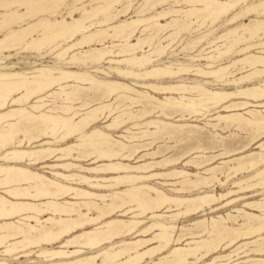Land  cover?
I'll use <instances>...</instances> for the list:
<instances>
[{"label": "bare ground", "instance_id": "obj_1", "mask_svg": "<svg viewBox=\"0 0 264 264\" xmlns=\"http://www.w3.org/2000/svg\"><path fill=\"white\" fill-rule=\"evenodd\" d=\"M45 1L47 0H0V33L15 23H21L35 16L40 10L44 11L42 4ZM117 1L99 0L102 5L91 10H87L83 5H76L71 10V14L81 12V16L73 17L71 21L51 20L43 17L21 28L9 29L0 36V51L19 48L25 51H39L49 43L69 38L73 42L56 54V57L64 60L65 63H76V59L80 58L77 54H80L82 64L87 61L97 64V66L94 65L92 72L107 77L110 75L109 72H115L122 78L136 76V79H146L148 75H155L153 71H158V68L142 69L143 71L138 73L122 67L105 69L100 66V63L106 59L116 65L124 64L127 67L131 65L129 66L131 68L132 64L140 67L149 64L152 60L149 57L135 55L136 48L145 41L146 37H139L134 43L129 41L133 34L132 29L136 25L155 21L158 22L159 27H168L170 22L163 24L159 20L165 19L167 15L180 13V11L183 13L184 20L190 19L193 15L201 18L200 14H204L211 17V23L226 16L228 17L227 24H234L243 17H249L252 13L261 19L244 22L237 28L230 29L226 34H220L216 40L228 35L229 46L222 52L217 51L216 55L204 57L207 60L206 67L179 66L176 67L177 70H173L171 66H165V71L163 70L168 78H173L180 71L191 70L194 71V75L201 78H213V81L231 89L225 87L211 90L212 88L209 89L197 79V82L190 85L180 81L167 85H158L150 81L129 84L119 80L98 78L88 72L43 66L34 71H17L13 65H4L5 59L0 57V255L7 254L13 256L15 260L19 257L27 258L34 252L37 258L46 262L40 264H190L191 256H195V260H200L203 256L212 255L218 246H221L219 243L216 244L217 240L220 242L227 238L223 248H228L238 244L240 236L258 235L260 231H264L263 217L238 208L233 210L242 212L243 222L238 227L228 225L229 220L234 221V215L230 212L226 213V217L218 215V217L202 218L188 227L180 225L178 220L181 216H196L200 212L205 215L207 209L209 213H214L236 201L245 199L246 195H238L240 191H247L255 185H260L261 189L264 188L263 167L258 170L255 168L257 171L246 179L247 184H244L243 180H238L233 183L234 189L231 187L232 189L226 192L217 193L213 189L214 181H219L223 186L222 183L225 180L220 181L218 173L221 174L230 161H236L237 166H228L227 178L231 170L236 172L238 168L245 165L244 157H250L251 160L247 163L251 169L260 164L264 166V142L258 144L261 151L229 159L220 162L223 165L208 168L204 167L229 156L231 150L227 148L231 146L230 142L226 141L221 144L224 146L223 151L211 156L190 157V154L203 151L200 146H194L186 147V149L180 148V151L175 154L177 156H163L157 159L156 155L162 154L164 150L148 151L147 148L153 142L147 140L154 134L162 132L169 136L177 132L183 134L188 127V124L186 127L183 124L173 125L161 119H148L152 113L159 111L160 114L157 116L163 114L168 119L178 116L176 121H182L187 119L186 115L191 116L193 113L202 115L206 111L218 108L220 110L216 112L264 107V80L253 82L251 85H243L245 81L253 79L252 76L255 79L264 77V55H248L252 48H259L264 54V0H181L191 7L184 11L180 9L161 10L150 16L132 18L112 26L113 33L109 35L124 38L121 44L118 42L112 45L102 43L98 47L79 50L71 54L69 58L65 57V52H72L78 45L83 47L84 44L93 41V38L96 39V36L107 32V28L97 30L76 39L77 35L86 29L87 19L109 9ZM162 1L164 0H157L155 3ZM58 3L54 7L57 8ZM238 6H240L239 10L236 9ZM19 7H22L21 11L18 10ZM141 11L144 10L141 9ZM177 20V18L172 19L173 22ZM188 26L189 24L185 23L182 28L186 29ZM38 32L39 34L35 36ZM239 43L244 46L239 48L238 53L244 56L234 61L232 66L236 67V64H240L239 70L246 66L255 67V70L236 78L233 74L234 70H230L231 64L216 67L215 63L220 60L221 56L229 53L231 47ZM116 46H120L121 49L114 54L111 47ZM258 65L262 67L256 68ZM71 81L84 82L89 86H79ZM137 87L149 88L158 94L159 92L167 94L176 91L179 92L180 97L165 96L161 99ZM72 88L93 90L98 97L85 98L77 108L74 104L80 96L79 93L69 90ZM186 91L197 92L198 98L185 95ZM112 96L115 97L113 101H110L109 98ZM49 97L50 100H48ZM103 98L108 102H105ZM237 98L245 100L228 103ZM126 101L129 104H125ZM92 102L95 103L92 104ZM115 102H117L116 105H114ZM135 102L141 105L132 110L131 107ZM50 105L52 107L47 108ZM106 112L107 114L104 115ZM256 112L260 114L261 111L247 110L250 115H255ZM102 115L113 116L106 123L105 127L108 130H117L127 123L131 125L123 129L124 133L113 136L96 128V123ZM228 118H232L233 121L237 120L239 125L242 122H251L250 118L243 116L242 113L227 115L219 113L215 119L226 120ZM210 125L213 128L216 127L214 123ZM255 125L264 129V126L262 127L264 120L258 121ZM167 128L170 129L167 130ZM189 131L185 133L191 134ZM18 133H21L22 137L15 140ZM69 138H76V140L71 145L51 147L55 143H68ZM204 139L203 141L206 142ZM216 144H211V148L219 146ZM72 153H76L77 156L73 157ZM88 156L93 166L82 167L66 161L67 157L79 159V157ZM202 157L204 159L200 160ZM50 158H55L54 161L59 162L49 165L46 161ZM131 160H135L134 164L128 163ZM140 161L143 163H139ZM180 162L184 166H192L196 169H203V171L200 174L197 171L193 173L178 169L176 165ZM36 164H39L41 168L62 169L63 172H52L54 178H51L32 171L30 165L35 166ZM75 167H79L85 173L102 174V176L77 174L72 172ZM64 171L68 172L64 173ZM162 178L165 179L160 182L159 179ZM257 178L259 180L254 182ZM151 180L171 186L168 189L174 193L167 194L157 186L150 184ZM199 183L211 189L203 191L202 195L187 194L192 186H197ZM73 184H84L89 189L73 186ZM122 187L124 188L121 190L107 193V190ZM263 202L262 200H249L245 201L244 206L261 207L263 210ZM16 217H18L16 220H12ZM257 240L263 241L258 244L259 248L249 249L248 252H264V238H257L252 242ZM183 242L185 245H182ZM55 244L58 245L55 246ZM31 246L38 247V249L34 251L29 248ZM239 247L240 244L231 251L236 256L240 254ZM231 252L222 257L231 256ZM247 256H250V253L242 255L241 258ZM248 258L250 257L234 264H264V260ZM216 259L218 257L213 258L212 262L217 263ZM238 259L240 256L232 262ZM0 264L8 263L0 261ZM9 264L28 263L18 261ZM218 264H226V262Z\"/></svg>", "mask_w": 264, "mask_h": 264}, {"label": "rangeland", "instance_id": "obj_2", "mask_svg": "<svg viewBox=\"0 0 264 264\" xmlns=\"http://www.w3.org/2000/svg\"><path fill=\"white\" fill-rule=\"evenodd\" d=\"M145 1L146 0H118L109 9H107L105 11H101L95 17L87 19L85 22V26H87L86 29L83 32L79 33L77 35L76 39L81 38L82 35H87L89 33L95 32L97 30H103V29L107 28L106 29L107 32L102 33V35L96 36L95 37L96 39L93 38L92 39L93 41H90L88 44H84L85 46L87 45V47H85L84 45H83V47H82V45H78L74 48V50H72V52H70V51L65 52V57L69 58V56L71 54L78 52L79 50L98 47L102 43H104L106 45H112L113 43L118 42L121 44L122 40L124 38L113 37L112 35H109V34L113 33V29L111 27L119 24L120 22L127 21V20H130L132 18L136 19V18H141V17L147 16V15L150 16L151 14H154V13L161 11V10L180 9V10L184 11V10H187L191 7L188 5V3H184L181 0H166V1L164 0L160 3H155V1H157V0H149L148 2L147 1L145 2ZM57 2H59L58 3L59 6H57V8H56V7H54V5ZM76 5H83L87 10H91L92 8H95L98 5H102V3L99 2V0H80V1H76V0H54V1L53 0H47L42 4L43 10L45 9L44 11L40 10L39 12H37V14L35 16L30 17L21 23L20 22L15 23L10 28L5 29L3 32H1L0 36H2L4 33H6L9 29L21 28V27L25 26L27 23H33V22H35V21H37L43 17L49 18L51 20H54V19L62 20L63 19L66 21H71V19L73 17L78 18L81 16V12L71 14V10H73ZM141 9H143L144 11H141ZM236 9L239 10L240 6L236 7ZM18 10L21 11L22 7H19ZM51 10L53 12H51ZM182 15H183V13L180 11V13L179 12L173 13V15L170 14V15H167L165 19L159 20L160 23H163V24L166 22H170L168 27L167 26L166 27H159L158 22H155V21L140 23L139 25H136L135 27H133V29H132L133 34L129 38L130 42L134 43L137 41V39L139 37L140 38L146 37L145 41L140 46L137 47L138 49L136 48L135 55H137V56L145 55L147 58L149 57L150 59L153 60V61L152 60L150 61L151 63L149 62V64L145 65L144 67L143 66L140 67V66H137L135 64H132V68L129 67L131 65H128V67H127V65H124V64L123 65L122 64L116 65L115 63L112 64L107 59L103 60L100 63V66L102 68H105V69H107L108 67H122L125 69H132V70H134V72H138V73L142 72L143 71L142 69L148 70V69H152L154 67L158 68L157 69L158 71H156V70L153 71L155 73V75H148L149 78L147 77L146 79H139V78L136 79L135 78L136 76H134V77H123L122 78L121 76H117L115 74V72H109L110 77L109 76L107 77L105 75H101V74L92 72V70L94 69L95 66H97V64H94L92 62L90 63V61H87V63L82 64V62L80 61L82 59L81 58L82 56H80V54H77V56L80 58L76 59L77 60L76 63H74V64L65 63L64 60L57 58L56 54L59 53L60 51L64 50L70 43L73 42V40H70L69 38H64V39L56 40L52 43H49L43 47L44 49L42 48L39 51H36V50L35 51L34 50H26L25 51V50H22L20 48L17 50H11V51H0V57H3L5 59L4 65H13V66H15L14 69L17 71H32V70L34 71L36 68L43 66V67H47V68L63 69V70H68V71L88 72L90 74L96 75L98 78L119 80V81L126 82L129 84H133L135 82H149L150 81V82L156 83L158 85H163V84L167 85L169 83H173V84L175 83L176 84L180 81L182 83L190 85V84H194L195 82H197L199 80V82H202L204 84V86L208 87L209 89L212 88L211 90H217V89H221V88H225V87L228 88V86H224V85L222 86L220 83L213 81L212 80L213 78H201L198 75H194V71H191V70L180 71L179 73H181V74L177 73L178 75L174 76L173 78H168L166 75H164V71H165V68L167 66H171V69H173V70H177L176 67H179V66H183V67L191 66L192 68L193 67L194 68L195 67L196 68L206 67L207 60L204 57H206L208 55H213V54L216 55V54H218L219 51L222 52V51L226 50V48L229 46L228 40L230 38L227 39L228 35H225L224 38H222V39L216 40V38L220 34L224 35L230 29L237 28L238 26H240L244 22L247 23V21L249 22L250 20H256V19H261V18L256 17L255 13H252L249 17L248 16L243 17V19L237 21L234 24H227L228 17H226V16L218 18L214 23H211V17L205 16L204 14H200L201 18L200 17L196 18V16L193 15L190 19H187V20H184V17ZM174 18H177L178 20L176 22H173L172 19H174ZM202 18H203V20H202ZM199 19H201V20H199ZM185 23L189 24V26H188V28L183 29L182 27H183V24H185ZM198 24H201V25L198 26ZM156 25H157V27H156ZM131 28H129V29L131 30ZM129 29H127V30H129ZM144 30L146 32H144ZM176 31H177V33H176ZM127 32H129V31H127ZM239 32H241V31L239 30ZM172 33L173 34L176 33V34L172 35ZM38 34H39V32L35 33V36H37ZM169 35H171V36H169ZM150 39H152V40L150 41ZM149 44H150V46H148ZM237 45H234L233 47H231V49L229 50V53H226V55L224 54L223 56H221L220 60L216 61V63H215L216 67H218L219 65H222V64H226V65L231 64V66H232L234 61H237L242 56H244V55H242V53H240V52L238 53L239 48L244 46V44L239 43ZM111 49L114 51V54H116L121 49V47L116 46V47H111ZM260 51H261V49H259V48H252V50H250V53H248V55L249 54L264 55ZM199 57L202 60L199 59ZM233 66L231 67L230 70H234L233 74H234V77H236V78L243 76L246 73L252 72L253 70H255V67L250 68L248 66L244 67L242 70H239L240 64H236V67H235V65H233ZM259 67L261 68L262 65H258L256 68H259ZM184 72H186V73H184ZM119 77H121V78H119ZM175 77H176V79H175ZM186 77L187 78L189 77V78L187 79ZM231 78H233V77H231ZM252 78L253 79H251L250 81H245L244 82L245 84L243 83V85H247V84L251 85V83H253V82L257 83V81H260L261 79L264 80V77H261L260 79L259 78L255 79L252 76ZM196 79H197V81H196ZM167 80H168V82H166ZM183 80H185V81H183ZM159 81H160V83H159ZM163 81H165V82H163ZM73 82L79 86H83V87L89 86L88 84H86L84 82L71 81V83H73ZM137 88L141 89V90H145V91L147 90L152 95H155L156 97H159L161 99L165 96H168V97L171 96L174 98L180 97L179 92H176V91H173L171 93L169 92L167 94H164V93L162 94L161 92H159V94H158V92L155 93L149 88H140V87H137ZM228 89H231V88H228ZM69 90H73V92L79 93L80 99L78 101H76L74 104V106H76L77 108L80 106L81 102H83L85 100V98H89L92 96L98 97V94H94L95 91H93V90H91V91L80 90L77 88H74V89L72 88ZM184 93L187 96H192L194 98H198V96H196V95H198V93L195 91H188V92L186 91ZM114 97L115 96L110 97L109 100L113 101ZM50 99L51 98L49 97L48 100H50ZM57 100H55V101H57ZM103 100L105 102H108L105 98H103ZM243 100H245V99L237 98V99L230 100L228 103H232L235 101L236 102L237 101H243ZM48 103H51V102L48 101ZM93 103H95V102H92V104ZM196 103H197V101H196ZM116 104H117V102L114 103V105H116ZM125 104H129V103L126 101ZM140 105H141V103L139 104V102L138 103L135 102L131 108H132V110H134L136 108H139ZM93 106H95V105H93ZM49 107H52V106L50 105L47 108H49ZM47 108H45V109H47ZM248 109H251V110L256 109V110H259L261 112H260V114H259V112H256L255 115H250L247 113ZM263 109H264V107H249L247 109H239V110H234L232 112H227V111H223V110H221L220 112H216V111L220 110V108H218L216 110L214 109V110L206 111L202 115H200V113H196L197 116L195 115V113L191 114V116L186 115L185 117L187 119L182 120V121H176V118L178 116L172 117L171 119H168L163 114L157 116L158 114H160L159 111L152 113V115L150 117H148V119H152V118L153 119H161V120L166 121V122H171L173 125L183 124L186 126L188 124L187 125L188 127L186 126L187 128L185 129V132L190 130L191 134L188 132L187 133L183 132V134L177 132L175 135L169 136L168 134H164V132L156 133L153 136H151L150 139L147 140V141H153L151 143V145L147 146L148 151H156L157 149L160 151L164 150L162 154L156 155V156H158L157 159H160L163 156L168 157L171 155H175L176 152L180 151V148L186 149V147L200 146L203 149V151L201 153H198V154H196V153L190 154L191 155L190 157H194L196 155L211 156V155L217 154L220 151H223L224 146H222L221 144L226 143V141L231 143V146L227 148L228 150H231V152L228 154L229 156L227 158L218 159V160L214 161L213 164H210L204 168H208V167H212V166H216V165H223L222 163L220 164V162L228 161L229 159L239 158L242 156H248L251 153L261 151V148L258 146V144L261 142H264V129L259 128V127H257V125H255V124H257L258 121H260L262 119L264 120ZM214 112H216V113H214ZM219 113L223 114V115H227L230 113H242L243 116L250 118L251 122L250 123L242 122L239 125V122H237V120H234L235 121L234 122L232 118H228L226 120L225 119L217 120L215 118ZM106 114H107V112L104 115H106ZM104 115H102L100 120L96 123V128L105 132V133H110L113 136H117L119 134L124 133L123 129L131 125V123H127L122 128H119V129L117 128V130L116 129L108 130L105 127L106 123L109 122L113 118V116L106 117ZM174 115H176V114H174ZM258 115H259V117H257ZM236 122H237V124H236ZM253 122H254V124H253ZM213 123L216 124L215 128H213L210 125ZM247 123L250 124V126H248ZM246 126H247V128H246ZM252 126H254V127H252ZM263 126L264 125H262V127ZM224 127H226V128H224ZM143 129H145V127ZM151 129L153 130L154 128H151ZM169 129L170 128H167V130H169ZM194 129H195V131H194ZM198 130H200L199 132L201 135H199ZM192 132H193V134H192ZM194 133H198V134H194ZM190 135H192V136H190ZM202 135H204V136H202ZM209 135H211V136H209ZM197 136H199V137H197ZM205 136H206V138L204 139ZM21 137H22L21 133H18V135H16L14 139L17 140L18 138H21ZM191 137H193V139H190ZM201 138H203L206 142H204L203 139H201ZM75 140H76V138H69L68 143H63V142L62 143H55V144L51 145V147L56 148V147H61V146H65L68 144L71 145L75 142ZM201 140H202V142H201ZM219 140L222 143H220ZM209 142H210V144H209ZM214 143L215 144L217 143L216 145H219V146H217L216 148H211V144L214 145ZM241 143H243V145ZM238 145H240V146H238ZM232 147H234L233 148L234 150L232 149ZM236 147H237V149H236ZM239 147H241V148H239ZM176 149H177V151H176ZM72 156L76 157L77 154L72 153ZM175 156H177V155H175ZM187 156L189 157V154ZM89 158H90L89 156L86 158L79 157V159H73L72 157H67L66 161H70V162L76 164L77 166L90 167V166H93V164H90L91 159H89ZM245 158L246 157L243 158V162H246L244 165V166H246V168L244 166H241L240 168H238V170L236 172L234 170H231L230 175L227 178L226 174L228 172L227 171L228 166L229 167L237 166V162L235 160H234L235 162H233V161L232 162L230 161L231 163L228 162V165L224 167V171L221 174L218 173V177H219L220 181L223 182L225 180L224 181L225 184L222 183L224 187L222 185H220L221 183L219 181H214L213 182L214 191H216L217 193H220V192H226L228 189H232V188L234 189L233 183L235 181H238V180H243L242 182H244V184H247L246 179L249 176L256 173V171L258 169H262L264 167L263 164H260L258 167H254L253 169H251L249 167V164L247 163V161L251 160L250 157L249 158L247 157L246 160H245ZM143 159L148 161V159H145V158H143ZM202 159H204V158L203 157L200 158V160H202ZM54 160H55V158H50L48 161H46V163L49 165H52L54 163L59 162V161H54ZM134 162H135V160H131L128 163L134 164ZM139 163H143V161H140ZM23 165H26V164H23ZM26 166H28V165H26ZM33 166L34 165H30V167L32 168L31 169L32 171L38 172L40 174L46 175V176L51 177V178H54V176H52V174H51L52 172H55V171L63 172L62 169H58V168L57 169L41 168V166L39 164H36L34 167ZM176 168L183 169L185 171H190L193 173H195L197 171V172H200V174L203 171V169H196L192 166H184L182 164V162H180L178 165H176ZM242 170H243V172H242ZM161 171H163V170L161 169ZM66 172H68V171H64V173H66ZM72 172L77 173V174L88 175V176H95V175L102 176V174L85 173V172L81 171V169L79 167L73 168ZM190 177L194 178L192 176H190ZM226 178L228 179V181ZM164 179L165 178L159 179V181L160 182L164 181ZM258 180L259 179L257 178L254 180V182H257ZM150 184L157 186L159 189L163 190L167 194H173L174 193L173 191L168 189L171 186H168V185L166 186L162 183H159L156 180H151ZM201 185L202 184L199 183V184H197V186H192L189 189V192L187 194H190V195L193 194L194 196L202 195L203 191L211 189V188L207 189V187L205 188L204 186H201ZM73 186L89 189L84 184H73ZM217 187H218V189H217ZM123 188L124 187L117 188L114 190H107V193L108 192L112 193L115 190L117 191V190H121ZM243 191L242 192L240 191L238 193V195H246L245 199H241L239 201H236L234 204L229 205L227 207H223V208L215 211L214 213L213 212L209 213L208 212L209 210L207 209V210H205V212H206L205 215H203V212H200L196 216H191V217L181 216L178 218V220L181 223L180 225L188 227V226H190L191 223H193L197 220H200L202 218H207V217H211V216L218 217V215H222V216L226 217V213L230 212L232 215H234V218H233L234 221L229 220L228 225L230 227H238L243 222V219L241 217L242 212L233 211V210H236L237 208L241 209V210L243 209V211H247L251 214L261 216L264 219V208H263V210H261V207L250 208V207L244 206L245 201H249V200H252V201H261L262 200V201H264L263 200L264 199V188L261 189L260 185H255V186H253V188H248V190H247L248 192L245 190H243ZM263 205H264V202H263ZM92 214H94V212H92ZM17 218L18 217L14 218L12 220H16ZM260 232L261 233H258V235L252 234V235H249L247 237L240 236L241 238L240 237L238 238V240H239L238 244H236L232 247H228V248H223L224 243L227 242V240H228L227 238H225L224 240H222L220 242H218V240H217V241H215L216 244L219 243V245H221V246H218L219 249L217 248V250H215V252L212 253V255L203 256L200 260H195V256H191L190 260H189L190 264H204V263L205 264H218L220 262H224V263L226 262V264H234V263H237V261L240 262V261H243L244 259L247 260V257H250L248 259H251V260H257V259L258 260H264V252H261L262 255L259 251H256L254 253H253V251L248 252L249 249H258L259 248L258 244L263 242L262 240H259V241L257 240L255 242H252L253 240H255L257 238H264V231L262 230ZM239 244H240V247H239L238 251L240 252V254L237 256H240V259L236 260V262L235 261L232 262V260L236 259L237 256L234 253H232L231 251L233 249H235ZM242 244H244V245H242ZM57 245L58 244H55V246H57ZM182 245H185V242H183ZM48 247H50V246H48ZM29 248L34 250V251L38 249V247H34V246H31ZM230 252H231V256L222 257L223 255H226ZM245 252L250 253V256L241 258L242 255L246 254ZM215 257H218V259H216L217 263L212 262V259ZM229 258H230V260H229ZM0 261H5L8 264L12 263V262H18V261L21 263H28V264L46 263V262L42 261L41 259L37 258L35 256L34 252H32V254L27 258L26 257H19L18 259H15V260L13 259V256H10L7 254H1L0 255ZM30 262H32V263H30Z\"/></svg>", "mask_w": 264, "mask_h": 264}]
</instances>
